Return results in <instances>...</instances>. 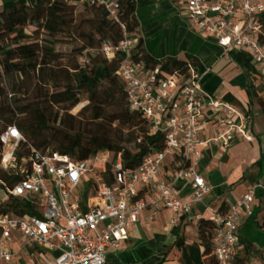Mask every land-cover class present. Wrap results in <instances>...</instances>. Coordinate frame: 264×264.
<instances>
[{"label": "built area", "instance_id": "2783aa9c", "mask_svg": "<svg viewBox=\"0 0 264 264\" xmlns=\"http://www.w3.org/2000/svg\"><path fill=\"white\" fill-rule=\"evenodd\" d=\"M80 1L104 5L114 19L121 9L119 0ZM186 12L191 25L213 37L224 52L247 51L264 76V44L259 40L264 0H186ZM137 44V35L125 34L117 43L104 42L99 51L108 59H121L118 73L130 106L141 112L152 133L163 135L164 147L144 156L136 168H126L121 155L111 150L75 160L31 144L14 125L4 129L0 167L8 177H0V264H28L17 249L19 241L25 243L23 251L48 254L52 264H114L108 260L109 251L129 239V229L141 221L143 210L151 207L148 218L154 220L168 208L176 225L200 203L216 223V264H232L240 224L255 214L264 184L252 185L222 213L205 203L212 186L196 168L210 143L228 149L236 135L250 139L248 118L204 88L202 78L209 69L200 70L191 62L170 75L158 67L146 69L133 59ZM205 107L221 114L222 127L202 139ZM175 156L187 165L165 178L162 167ZM100 162L106 165L102 171ZM109 168L112 183L100 181L99 173ZM184 180L192 186L189 198L175 194Z\"/></svg>", "mask_w": 264, "mask_h": 264}, {"label": "trees", "instance_id": "16d2710c", "mask_svg": "<svg viewBox=\"0 0 264 264\" xmlns=\"http://www.w3.org/2000/svg\"><path fill=\"white\" fill-rule=\"evenodd\" d=\"M1 1L0 133L14 125L31 144L75 160L111 150L121 155L126 168H136L144 156L164 147L163 135L152 133L141 112L130 106L126 85L118 73L121 59H108L99 51L104 42L117 43L125 34L137 35L133 59L146 69L158 67L170 75L189 63L180 58L157 60L145 50L139 35L136 0H119L117 19L104 5L78 0L90 16L86 20L88 32L81 29L82 22H76L73 2L77 0ZM260 20L263 29L259 40L264 44V13ZM28 27H33L31 33ZM63 33L78 34L83 44L69 54L58 51L57 37ZM235 56L244 68H253L246 55ZM82 59L87 61L82 63ZM246 81L241 74L235 82L246 87ZM54 89L60 91L52 93ZM83 99L87 104L78 114L68 112ZM57 105L66 107L67 112L60 115L55 111ZM262 161L263 157L256 162L260 170ZM0 177H8L1 167ZM99 180L112 183L110 168L99 173ZM227 210L224 205L219 209L222 213ZM174 232L180 264H216V223L212 216L200 218L198 240L191 244L186 243L179 228ZM239 244L244 246V255L234 253L232 264H251L252 244L244 238ZM162 255L157 264L166 262V253Z\"/></svg>", "mask_w": 264, "mask_h": 264}, {"label": "crops", "instance_id": "0c3cea01", "mask_svg": "<svg viewBox=\"0 0 264 264\" xmlns=\"http://www.w3.org/2000/svg\"><path fill=\"white\" fill-rule=\"evenodd\" d=\"M136 16L139 35L147 52L157 60L180 58L200 70L209 69L202 78L204 88L216 98L230 102L248 118L250 139L236 135L228 149L210 143L202 149L203 155L196 168L212 186V192L205 203L218 210L224 205V210H227L252 185L264 184V76L261 69L255 65L247 51L226 53L213 37L198 32L188 19L186 0H136ZM236 53L246 55L253 68H244L235 56ZM227 54L230 58L222 64L220 58ZM241 74L247 80L246 87L235 82ZM221 127V114H213L210 108L205 107L201 138L213 136ZM262 157L260 170L256 162ZM182 165H187L182 157H169L162 167L163 176L169 178L171 172ZM192 192L189 180L181 181L175 188V194L181 198H189ZM254 206L255 214L243 219L238 232L239 243L240 238H244L252 244V250L257 254L252 257L251 264L264 262L259 257L264 255L263 192L258 194ZM151 213V207L143 210L141 221L129 229V239L119 249L109 251V262L157 264L162 254L166 253L164 264H170V261L171 264H180L176 259L178 252L174 245L177 239L175 228H179L186 243L191 244L198 240L200 218L212 216L204 203L197 204L191 214L180 216L176 225L171 223L173 212L168 208H163L154 220L148 218ZM239 243L233 254L241 248ZM31 257L32 261L53 263L48 254L37 256L35 251Z\"/></svg>", "mask_w": 264, "mask_h": 264}, {"label": "rangeland", "instance_id": "374dc122", "mask_svg": "<svg viewBox=\"0 0 264 264\" xmlns=\"http://www.w3.org/2000/svg\"><path fill=\"white\" fill-rule=\"evenodd\" d=\"M76 6V10H75V15H76V22L79 24L82 22V27L81 29L83 30H86V32L89 31L90 29V25L89 23H87V19L90 18V16L86 13V10H85V6L80 2V1H74L73 2ZM0 6H2V1L0 0ZM33 30V27H28L27 28V32L28 33H31ZM57 40L58 42L56 43V49L58 51H61L63 52L64 54H69L71 53V51L74 50V48H77L79 46H81L83 44V39H80V37H78V34L76 36L74 35H70L68 33H63V34H60L58 37H57ZM230 56L227 54L226 57H223V58H220L221 60V63L225 64L227 59H229ZM226 60V61H225ZM264 85V84H263ZM60 91V89H54L52 91V93H56ZM87 104V101L85 99H83L82 101H80L77 105H75L73 108H71L68 112L70 113H73V114H78L79 111L81 110V108ZM55 111L59 112L60 115L64 114L65 112H67V109L66 107H64L63 105H57L55 107ZM1 124V123H0ZM0 129H1V125H0ZM131 146L133 145V143L130 144ZM105 164L104 163H99L98 165V170L99 171H102L104 168H105ZM197 237H198V234H197ZM196 237V238H197ZM19 246H17V249H20L22 252H23V255H24V262H29V263H32V257H31V254L26 252V251H23L21 246H24L25 243L22 242V241H19ZM240 249L237 250V254H240V255H244V251H243V247L242 245H240ZM36 255L39 256L41 255L39 252H36ZM254 255H257L255 252H251V254L249 255L250 258H252ZM176 256H178L176 259H178L180 262L182 261V258H181V255L180 253H178ZM261 258L264 259V255L261 254V256H259ZM170 264H171V261H170Z\"/></svg>", "mask_w": 264, "mask_h": 264}]
</instances>
